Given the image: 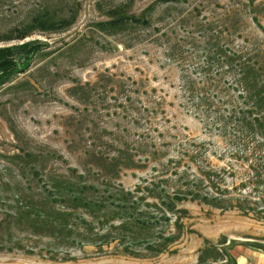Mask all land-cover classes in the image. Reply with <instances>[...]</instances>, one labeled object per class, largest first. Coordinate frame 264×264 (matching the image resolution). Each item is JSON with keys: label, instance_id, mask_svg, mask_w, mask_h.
<instances>
[{"label": "rangeland", "instance_id": "obj_1", "mask_svg": "<svg viewBox=\"0 0 264 264\" xmlns=\"http://www.w3.org/2000/svg\"><path fill=\"white\" fill-rule=\"evenodd\" d=\"M153 1L0 0V47L25 42L39 47L26 67L0 87V264H231L228 252L234 246L264 251L263 216L221 212L195 202L177 206L186 211L180 229L172 225L175 216L166 214L169 221L151 230L153 238L156 232L176 236L160 253L132 243L135 229L110 239L115 233L110 227L119 220L108 212L91 218L83 210H68L70 233L11 219L16 206L30 210L32 221L33 214L60 212L59 203L44 198L48 178L54 176L82 175L93 198H108L117 186L131 191L148 177L150 167L114 171L103 161L123 147L126 131L132 140L142 131L132 112L125 119L118 108L117 84L127 78L165 94L166 141L175 135L206 139L196 120L178 106L177 72L165 63L162 40L154 41L163 30L154 32V26L170 30L172 40H184L186 48L193 41L202 45L219 31L233 42L240 34L242 41L264 51V0H170L154 10L148 29L134 26L115 35L103 29L108 10L123 7L126 15L139 17ZM43 14L72 21L57 31L31 29L32 18ZM25 30L31 32L23 40L5 41ZM234 171L232 183L237 184L244 171ZM147 202L156 205L155 199ZM82 233L88 241L81 240ZM100 236L108 241L102 243Z\"/></svg>", "mask_w": 264, "mask_h": 264}, {"label": "trees", "instance_id": "obj_2", "mask_svg": "<svg viewBox=\"0 0 264 264\" xmlns=\"http://www.w3.org/2000/svg\"><path fill=\"white\" fill-rule=\"evenodd\" d=\"M169 2L155 0L139 17L126 15L123 7L112 8L107 12L109 19L102 24L103 29L111 35L134 26L148 29L154 10ZM71 21L72 18L51 19L43 14L33 17L30 27L57 31L66 29ZM152 30L157 33L163 30L154 41L162 40L159 43L164 46L165 63L173 65L177 72L174 97L178 106L196 120L206 139L175 135L166 141L165 94L149 88L146 82L136 83L127 78L117 84L121 99L118 108L125 119L132 112L133 123L142 131L136 140L129 139L126 131L123 147L103 161L114 171L150 167L148 177L139 180L131 191L117 186L108 198H93L95 193L84 185L82 175L54 176L48 178L44 198L59 203L61 211H47L41 214L42 218L33 214L32 221L30 210L21 211L16 206L12 221L55 225L58 231L70 233L66 230L72 217L68 210H83L91 218L108 212L111 219L119 220L110 227L115 232L110 239L123 238L126 230L135 229L138 235L132 236V243L145 244L160 253L176 236L163 237L156 232L153 238L151 230L158 223L169 221L166 214L175 216L172 225L180 229L178 221L186 213L176 209L181 203L195 202L221 212L234 210L242 216L264 217V51L253 42L242 41L240 34L233 42L220 37L221 32L217 31L216 36H210L202 45L193 41L186 48L184 40H172L170 30L156 26ZM30 32L20 31L5 41H21ZM200 32H211V28H201ZM38 50L31 42L0 47V87L24 69ZM235 168H242L245 176L237 184L232 183ZM247 186L251 189L239 191ZM148 198L155 199L156 205L149 204ZM140 206L150 210L140 211ZM80 236L83 242L88 241L84 233ZM101 238L102 243L108 241L104 236Z\"/></svg>", "mask_w": 264, "mask_h": 264}, {"label": "crops", "instance_id": "obj_3", "mask_svg": "<svg viewBox=\"0 0 264 264\" xmlns=\"http://www.w3.org/2000/svg\"><path fill=\"white\" fill-rule=\"evenodd\" d=\"M228 253L231 264H264V251L260 249L234 246Z\"/></svg>", "mask_w": 264, "mask_h": 264}]
</instances>
